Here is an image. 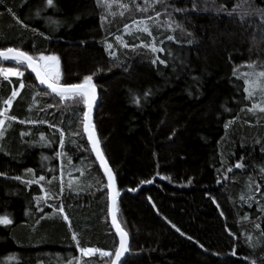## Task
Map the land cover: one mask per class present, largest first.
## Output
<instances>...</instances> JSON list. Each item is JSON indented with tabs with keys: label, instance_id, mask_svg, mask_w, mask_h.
Listing matches in <instances>:
<instances>
[{
	"label": "trees",
	"instance_id": "obj_1",
	"mask_svg": "<svg viewBox=\"0 0 264 264\" xmlns=\"http://www.w3.org/2000/svg\"><path fill=\"white\" fill-rule=\"evenodd\" d=\"M165 8L176 28L157 51L147 50L149 34L140 42L130 32L116 54L108 43L138 18L131 10L0 0V50L57 56L61 84L91 76L94 124L130 241L123 264H264V93L245 91L264 72V0H164ZM7 65L25 73H0V216L11 220L0 224V264H74L81 248L111 252L101 260L111 264L118 239L84 99H62L23 63L0 60ZM72 174L87 183L74 191Z\"/></svg>",
	"mask_w": 264,
	"mask_h": 264
},
{
	"label": "snow or ice",
	"instance_id": "obj_2",
	"mask_svg": "<svg viewBox=\"0 0 264 264\" xmlns=\"http://www.w3.org/2000/svg\"><path fill=\"white\" fill-rule=\"evenodd\" d=\"M104 2L106 6L108 7L111 6L110 3H108V0H104ZM46 4L48 6H52L53 0H46ZM37 15H39V13H37ZM138 23L143 24V21H140ZM143 31L145 33H148L149 29L147 27H144ZM169 39H172V37H169ZM157 50L158 49H156L155 47H152V51L155 52ZM159 51H163V49H159ZM0 58H3V59L11 58L17 61L18 63H26L27 66L36 73V76L39 79L40 83L46 84L53 93L57 94L62 99H69V100L73 98L75 99L83 98L84 99V102L87 104L88 109H89V111L85 112L84 114V131L88 133V139L92 143L93 150L96 152L101 162L104 163V157L101 154L100 148H99V141L96 139L95 132L93 130V126L91 124V119H90L92 103L95 100V87L92 84L91 76H85L81 83L61 84L59 83V80H60L59 58L55 55L46 56V55L40 54L38 57H33L29 55L28 53L21 51L20 49L6 48L3 50H0ZM153 62L155 63V61ZM160 62L163 63V61H160ZM0 73H2L5 76V78H7L8 75H14V76L22 75V73L16 72L14 69H0ZM257 77L264 78V72L258 73ZM245 85H246L245 91L248 93L249 96L253 94V91L256 88L261 87V85L258 83V80H253V81L246 80ZM23 86L24 85L21 83L20 87L22 88ZM262 90H264V88H262ZM16 95H17V91L14 90L11 96L9 97V99L4 101V103L10 106L12 103V98H14ZM255 107H257V105H253V108ZM261 110L264 111V109H261ZM0 115H3L2 111H0ZM11 119H15V117H11ZM3 124H4V120L0 119V125H3ZM0 135H2V131H0ZM60 143H61V146H63V133H61V136H60ZM104 167L108 173L109 180L112 181L113 176H112L111 171L107 168L106 163H104ZM237 167H240V165L237 164ZM39 179L43 180L44 177H40ZM28 183H32V181H29ZM60 211L62 212L63 210L60 209ZM64 218L67 219L66 216ZM115 219H116L115 209H113L114 223H115ZM10 223H11V220L7 216H0V224L8 225ZM116 227H117V231L120 234V243H119V246L115 249V255H114V258L111 260V264H120L121 258L128 251L127 233L124 232L120 228L119 224H117ZM173 227L175 226L173 225ZM177 231H179V229H177ZM72 238L73 240H76L75 234H73ZM95 251L97 250L89 249V248L80 249V252L86 256L90 255L91 253ZM103 255L109 256L110 254L105 252L103 253Z\"/></svg>",
	"mask_w": 264,
	"mask_h": 264
},
{
	"label": "rangeland",
	"instance_id": "obj_3",
	"mask_svg": "<svg viewBox=\"0 0 264 264\" xmlns=\"http://www.w3.org/2000/svg\"><path fill=\"white\" fill-rule=\"evenodd\" d=\"M128 1L129 2L127 4L125 0H108V3H110L111 5L110 7H108L106 6L103 0L106 6V9H107V13L109 12L111 13L110 10L112 8L114 9V11L116 10L117 12H120V11L125 12V11L131 10L134 12L132 14L138 17L134 21H131L133 22V24L123 31V33L121 34L122 36L119 35L118 37H116L115 42H109L107 48H109L111 51H114V53L117 54L119 47L124 48L126 44V40L124 39L126 38L125 36H127L128 34L130 35V32H131V35H133V39H135L133 41L140 40V42H142L141 40L144 34L150 33L149 36H151V46L150 45L149 46L151 48L155 47L156 49H158L160 47L158 46L159 42L162 41L163 35L165 34L164 32H167V31L173 32L176 28V25L173 20L175 11L173 9L168 10L165 8L159 13L158 7L161 6L162 1L164 0H128ZM131 3H134V6H131ZM111 16L112 15H110V17ZM140 21H143V24L138 23ZM144 27H147L149 29L148 33H145L143 31ZM169 37H174V36L171 33ZM147 50L152 51L151 49H147ZM60 67L61 66H60V61H59V70H60ZM2 69H14L16 72L22 73V75H19V76L8 75L7 79H11L13 77H21L25 73V70L19 67L18 65L17 66L7 65L3 67ZM251 79L252 81L258 80V83L261 85V87H258L253 91L252 95L255 97L256 95L260 96V94L264 93V90H262V88H264V84H262L261 79L258 78L257 74L255 73L251 74ZM18 92L19 90L17 91V95H18ZM10 106L6 105V108ZM4 123H5V120H4ZM3 126L4 124L0 125V131H2ZM73 174L72 176L69 175V177L66 179L67 180L66 182L68 186L74 189L75 191V190H79L80 188H82L84 184L87 182L83 181L82 180L83 178L81 176H74ZM89 249H95V248H89ZM78 250H79L80 255H79L78 260L76 261V263L74 262V264H103L101 260L105 258H110L112 256L111 252L104 251L101 249L100 250L95 249L97 251L87 256L81 253L80 249ZM105 252L109 253L110 255L104 256L103 253Z\"/></svg>",
	"mask_w": 264,
	"mask_h": 264
},
{
	"label": "water",
	"instance_id": "obj_4",
	"mask_svg": "<svg viewBox=\"0 0 264 264\" xmlns=\"http://www.w3.org/2000/svg\"><path fill=\"white\" fill-rule=\"evenodd\" d=\"M12 49H13V48H12ZM0 60H7V61L16 62L15 60H13V59H11V58H9V59H3V58H0ZM23 64L27 67V69H28L29 73L31 74V76H33V77L35 78V80L38 82V84H39L41 87H43V88H45V89L51 91V89L48 88V86H47L46 84H41V83H40L39 79H38L37 76H36V73H35L31 68H29V67L27 66L26 63H23ZM51 92H52V91H51ZM85 104H86V103H85ZM99 106H100V97H99L98 90L95 88V100H94L93 103H92V107H91V117H90V119H91V124H92V126H93V130H94V132H95L96 139L99 141V148H100V152H101V154H102L103 157H104V163H106L107 168H108V169L111 171V173H112V176H113V180H112V181H110L109 178H108V173H107V171L105 170L104 163L101 162V160H100L99 157L97 156L96 152L93 150V146H92L91 141H90L89 139H88V141H89V144H90V146H91V150H92L93 156H94L95 160L97 161L99 167L101 168V170H102V172H103V174H104V176H105V178H106V180H107V183H108L110 221H111V224H112L113 230H114V232H115V234H116L115 236H116L117 239H118V246H119V243H120V234H119V232L117 231V227H116V225L119 224L120 228H121L123 231H124V229H123V227L121 226V224H120V222H119V219H118V201H119L118 186H117V181H116V178H115V174L113 173V170H112V168H111L109 162L107 161V159H106V157H105V155H104V153H103L102 146H101V142H100V138H99V136H98V132H97L96 126H95V124H94L95 115H96V113H97L96 110H98ZM88 111H89V109H88V106H87V104H86V112H88ZM83 124H84V123H83ZM85 133H86V135H87V137H88V133H87V132H85ZM110 185H111V186H110ZM113 209H115V217H116V219H115V223H114V221H113ZM124 232H126V231H124ZM127 241H128V251H127V252L123 255V257L121 258L120 264H123L124 261L126 260L127 256L129 255L130 241H129L128 234H127Z\"/></svg>",
	"mask_w": 264,
	"mask_h": 264
}]
</instances>
